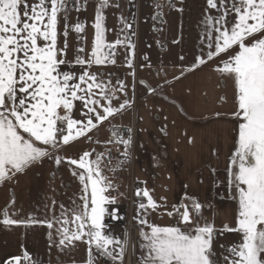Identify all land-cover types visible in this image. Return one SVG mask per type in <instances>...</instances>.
<instances>
[{
  "label": "snow or ice",
  "instance_id": "obj_1",
  "mask_svg": "<svg viewBox=\"0 0 264 264\" xmlns=\"http://www.w3.org/2000/svg\"><path fill=\"white\" fill-rule=\"evenodd\" d=\"M128 2L134 4V0ZM89 3L95 5L91 24L78 15ZM205 3L199 54L190 67L178 71L183 76L185 71L216 60L213 71L224 83H232L233 108L223 114L216 112L215 117L236 124V146L220 182L225 197L237 205L235 221L217 225L219 213L213 204L185 192L181 202L166 212L175 223H151V214L166 209L167 200L160 197L158 202L147 187L137 188L133 217L140 226L137 264H264V0ZM155 7L163 16L164 5L157 0ZM167 7L176 8V4L169 2ZM112 8L121 10L119 0H0V185L49 161L57 169L67 165L80 186L67 206L53 196L44 204L42 217L21 215L23 209L16 208L13 196L10 207L0 209V225L25 229L46 225L49 250L70 254L78 242L87 246L83 264H125L129 247L133 254L136 251L127 229L122 237L114 234L111 222L124 219L120 203L125 194L105 173H115L133 158L135 130L113 121L135 105L137 44L132 38L137 35V21L134 15L130 21L121 12L119 32L109 29L105 13ZM73 12L77 13L75 21ZM109 33L116 34L113 41L108 40ZM72 34L75 47L69 43ZM121 58L131 85L127 78L105 70ZM148 59L144 57L141 68ZM139 84L149 93L159 94L161 86L153 88L145 80ZM219 99L227 102L226 96ZM106 123L111 135L104 141L105 151L90 147L75 157L62 154L81 139L100 144L92 133ZM109 145L118 152L123 149L119 152L123 159L115 166ZM211 171L215 175L216 169ZM205 209L213 212L212 218L204 214ZM225 233H235L239 240L229 246L219 244ZM3 264L41 261L25 250Z\"/></svg>",
  "mask_w": 264,
  "mask_h": 264
},
{
  "label": "crops",
  "instance_id": "obj_2",
  "mask_svg": "<svg viewBox=\"0 0 264 264\" xmlns=\"http://www.w3.org/2000/svg\"><path fill=\"white\" fill-rule=\"evenodd\" d=\"M119 2L120 11L112 8L105 13L108 28H115L117 33L120 27L118 17L121 12L127 16L124 7L127 8L129 5L123 0ZM160 3L164 5L163 16L158 15L161 9L155 7L153 0H141L139 23L143 28L144 36L142 37L139 30L138 39L136 40L134 36L133 41L140 44V40H143L144 44H152L154 36H151V32L154 34L162 32L164 36L160 35V39L163 41L157 39L156 44H168L172 47L174 56L170 57L167 54V58H164L166 47L157 48L151 51L153 54L147 61V66L140 67L145 61L137 65L135 105L122 116H118L113 123L127 126L134 124L136 128L132 149L134 179L141 188L147 187L158 202L160 197H165L167 200L166 209L162 207L151 214V223L161 226L175 223L166 212L172 211V205L179 204L187 192L189 195L198 196L202 202L213 204V210L219 213L216 217L217 225L223 222L234 224L237 205L225 197V186L220 182L225 179V169L236 146L237 136L234 131L236 124L232 119L215 117L216 112L223 114L232 110V83L231 81L224 83L220 75L213 71L218 63L216 60L200 66L195 71H185L183 76H180L178 71L181 67L185 69L190 67L199 54L205 0H182V3L181 0H174L176 8L167 7L168 0H161ZM178 8H183V11H178ZM136 14L138 15L137 12ZM78 15L80 19L87 20L91 24L94 7L88 6L86 11H81ZM76 17L77 13L72 16L73 21ZM87 38L90 43L91 27L88 29ZM115 38L116 34L109 33V41ZM69 40L75 47L76 40L73 42L72 35ZM69 55L71 58V53ZM181 57L184 59L181 60ZM220 59L223 60L225 57L221 56ZM122 64L121 58L116 66H108L105 70L114 73L120 79L127 78L131 85L129 70L126 65L121 66ZM160 69L167 71L158 72ZM176 76L180 78L174 79ZM140 80H145L153 88L161 86L158 88L159 94L149 93L144 85L139 88ZM220 96H226L227 102L222 103ZM108 127L106 123L98 130H94L93 138L99 139L104 136L107 140ZM162 128L165 131H161ZM190 137L192 143H189ZM90 147H95L98 152L97 144H88L81 139L67 146L62 154L75 157ZM111 150L117 156L123 151L121 147L118 152L117 147L112 145ZM103 151L105 150L99 152ZM212 168L216 169L215 175L211 171ZM117 172L119 171L116 170ZM53 173H55L54 177ZM108 176L110 177V174ZM138 181H144L146 184ZM114 182L119 184V191L125 194L120 207L125 206L126 211V174L123 178H115ZM79 189V182L71 175L67 165H61L57 169L52 162L45 161L42 165L31 167L24 173L18 174L14 181L0 185V209L5 206L10 207L9 202L14 196L16 208L23 209L21 215L34 213L42 217L44 204L49 203L53 196L58 202H63L67 206L70 198L79 193ZM204 214L212 218L213 212L205 209ZM122 222L123 220L111 222L112 228H118L120 235ZM139 231L136 236V262L141 254L138 243ZM48 232L46 225H37L31 229L15 226L5 228L0 225V264L11 256L22 255L25 250L33 259H39L41 264H73V261L75 264H83L87 256L85 244L78 242L77 247L70 254L59 252L56 248L49 250ZM238 240L237 234L225 233L220 237L219 244L229 246ZM217 251H221L219 245Z\"/></svg>",
  "mask_w": 264,
  "mask_h": 264
},
{
  "label": "built area",
  "instance_id": "obj_3",
  "mask_svg": "<svg viewBox=\"0 0 264 264\" xmlns=\"http://www.w3.org/2000/svg\"><path fill=\"white\" fill-rule=\"evenodd\" d=\"M125 2L129 5L134 6L138 11L140 0H134V4L129 3L128 0H125ZM153 2L154 4H156L157 0H153ZM158 2H160V0H158ZM168 2H174V0H168ZM89 6L94 7L95 5L93 3H89ZM130 127H132L135 130V136H136V128L134 124H132ZM110 135L111 132L109 127L107 129V139L110 138ZM111 155H112L111 164L113 166H115L120 160L123 159V157L117 156L113 150H111ZM123 170H125L127 176L128 203H127V213L122 223V234L124 230L127 229L131 235L133 243H135L137 232L140 229V226L133 220V217L136 215V204H137V198L135 197L134 193L137 188H141V185L135 181L133 176V158L131 159V161L127 162L122 168L117 169V171H123ZM125 264H137L135 254H133V250L131 247H129L128 252L126 254Z\"/></svg>",
  "mask_w": 264,
  "mask_h": 264
},
{
  "label": "rangeland",
  "instance_id": "obj_4",
  "mask_svg": "<svg viewBox=\"0 0 264 264\" xmlns=\"http://www.w3.org/2000/svg\"><path fill=\"white\" fill-rule=\"evenodd\" d=\"M140 3H141V0H140ZM127 5V4H126ZM128 7H124V11L125 13L127 14V18L131 21L132 18H133V15L136 17V21L138 19V22L134 23V30L136 31L137 35H136V40L138 39V33H139V30H141V34H142V37L144 36V31H143V28L141 27V24L139 23V21L141 20V9H140V5H139V12H138V15L136 14V8L132 5H127ZM90 7V6H89ZM142 8H144L143 4H142ZM76 15V12L75 14L72 13V16H75ZM142 23V22H141ZM138 26V27H137ZM140 26V28H139ZM164 32V31H163ZM160 35L161 36H164V34L162 32H159L157 34H154L153 32H151V36H154V39H152V44H144L143 43V40L141 41L140 40V44H137V48H136V74H137V65L141 64L144 62V57L147 56L149 59H151L152 57V54L151 51H153L154 49H163L164 47H166V54L164 55V58H167V54L170 56V57H173L174 56V52L172 50V47L169 46L168 44L165 45V44H156V41L157 39H159L160 42H162L163 40L160 39ZM75 37V34H72V39H73V42L74 40H76V37ZM88 39V38H87ZM134 39V37L132 38ZM71 40H69V43H70ZM76 44V43H75ZM146 47L148 48L146 50ZM148 59V60H149ZM136 82H137V78H136ZM141 85H139V88ZM101 143L100 144H97V150L98 152L99 151H102V150H106L105 147H104V141H106L105 137L102 136L98 139ZM108 147L111 148V145H109ZM125 170L123 171H120V172H109L107 171L106 174L109 175L110 174V177H112L113 179L117 178V177H125V174L123 173ZM120 211H121V214L123 215V217L126 215V211H125V206L123 207H120ZM124 221V219H123ZM123 223V222H122ZM121 223V225H122ZM113 231H114V234L117 235V236H121L120 235V231L118 228H113Z\"/></svg>",
  "mask_w": 264,
  "mask_h": 264
}]
</instances>
